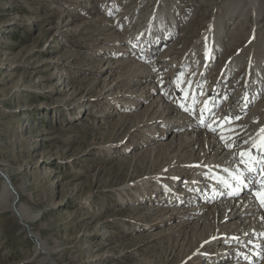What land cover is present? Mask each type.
I'll return each instance as SVG.
<instances>
[{
    "label": "rangeland",
    "instance_id": "obj_1",
    "mask_svg": "<svg viewBox=\"0 0 264 264\" xmlns=\"http://www.w3.org/2000/svg\"><path fill=\"white\" fill-rule=\"evenodd\" d=\"M229 1L163 0L176 16L175 33L157 45L138 29L159 0H0V169L17 191L15 205L38 214L24 222L0 203V264H50L35 251L37 235L54 264H220L227 258L211 263L195 252L199 237H209L192 227L200 211L178 229L185 218L172 219L167 210L183 201H153L150 192L156 176L168 182L177 174L180 183L172 185L181 192L202 148L193 143L177 152L175 134L193 130L192 123L179 117L183 127L163 126L179 112L152 107L162 92L181 94L173 83L179 73L203 92L227 95L214 116L227 107L222 113L238 116L247 76L259 74L246 73L251 54L263 78L249 85L251 104L241 113L260 105L264 117V6L251 37V15L237 24L236 17L223 19ZM210 21H220L223 41L232 30L237 39L216 48L204 67L200 47ZM149 43L154 52L137 63ZM145 176L152 180L142 186ZM207 196L197 204L212 205ZM220 245L202 250L214 254Z\"/></svg>",
    "mask_w": 264,
    "mask_h": 264
},
{
    "label": "bare ground",
    "instance_id": "obj_2",
    "mask_svg": "<svg viewBox=\"0 0 264 264\" xmlns=\"http://www.w3.org/2000/svg\"><path fill=\"white\" fill-rule=\"evenodd\" d=\"M263 6H264V0H230L228 10L225 13L223 19L227 20L232 17H236L234 24H237L242 20L243 22H245L246 18L248 17L247 15H251L252 23H251L250 36L252 37L253 31L259 25L260 19L262 17ZM170 11L171 10L169 6L166 3H164L163 0H159V2L154 5L153 9L150 12L145 13V18H144L145 22L141 25V28L138 29V33L140 30H142L143 31L142 34L144 35L145 38L152 36L151 37L152 41L155 43L157 42V45H161L163 42L168 40L169 37L173 35V33H175L174 30H175L176 16H174V13H171ZM164 19L168 21L164 22ZM222 29L223 27L221 26L220 21L216 23L215 21H210L209 26L203 35V44L200 47L201 49L200 51L203 54L204 62H206L205 67L208 66V60H209V59L208 60L205 59V46H207L210 57L212 58L213 54H216V48H220V46L222 45L225 48V46L228 47L229 45L231 44L233 45L236 42L237 32L235 30H232L231 36L227 37L226 41H223L222 39L223 32L221 31ZM231 29H235V28H233L232 26ZM162 32L164 33L163 38L159 37ZM150 47H151L149 48L150 52L148 51L149 54H147L146 51L148 50V47L146 46L145 52L141 54L142 59L139 57L134 58L135 60H137V63L141 62V64H144L143 62L146 60V55L148 56V58L149 55H152V52H154L156 45L153 44L152 46V44H150ZM250 55H248L246 61L247 63L245 64V70L247 69L246 73L250 74V72H252L251 70L256 69L257 71H259V74L258 75L256 74V77H254L253 79L252 78L250 79V76H247L248 79L245 77V79H247L245 83L246 85L245 87L247 89L255 79L257 83L261 84L262 83L261 79L263 78L262 76L263 72H260L261 69L257 64V60L252 59L253 56L251 58ZM142 68H144L147 71L148 75L151 73L148 70L147 65H142ZM157 84L158 83L156 82L154 86L157 87V89H159ZM192 86L197 92V88H198L197 84H193ZM152 90H154V87ZM247 92H248L247 90L243 92V96H242V100H244L242 103L243 107L242 106L241 108L239 107L240 111H238L239 114H241L238 116L241 118L235 120L232 124V127H235L237 129V132L240 133V135L236 140V146H234L231 149L226 148L224 146L217 133L211 132L208 130L207 127H202L199 124L200 108L203 102L207 100L209 101L210 104L212 103L218 104V101H221L223 97L216 98L215 96L213 99V96H211L212 93L211 95L210 94L205 95V92H203L204 93L203 95H198L199 97H197V99L199 103L195 106L196 116L195 119L192 118L193 121H191V119L189 118L190 114L183 111L180 107L177 106V103L175 102L180 99L181 94H179L180 96L177 95L176 96L177 98H175L174 97L175 93H174V95L171 96L170 98L169 94H165L164 92H162L161 96L158 95L156 98L158 99V101L154 100L156 102L153 103L152 106L154 107L157 105L158 108L156 109L163 110L164 114H165V110L163 109V107L168 108L166 112L169 115H171L172 113L176 114L179 112L176 118L172 116L165 117L162 120L163 126L183 127L182 119H180L179 117H182L183 121L187 119V122L190 121V123H192L191 126L193 130L189 129L186 132L184 131L181 137H178L177 133L175 134L176 135L175 147L177 148L176 149L177 152L179 151V149L182 151L186 146L192 145L193 143L196 144L194 145L195 148H197L198 145L202 144V148H200L199 151L195 153L199 156L198 157L199 159L195 162H191L193 164L189 165L188 169L192 170V174L188 175L187 177H183L181 179L182 180L181 184L184 185V187L183 189H181L180 192L181 195H179V197H176L175 194H172V196H170L171 198L168 195H165L164 193L166 189H164L165 187L162 185H156L154 191L157 190V192L162 193L161 195H158V193H156L155 197L157 198V196L158 197L162 196L164 202H168L169 199H172L173 201L183 199L184 204L188 203L189 200L197 201L196 203H190L187 206L184 204L181 206L176 205L175 207L171 206L167 211L173 214L172 219L175 218L177 220H181L185 218L184 221L182 220L181 222L180 221L178 222L180 225L178 229L181 228L183 229L184 226L186 227L189 223H191L192 221V219H190L191 211H200V213L197 215V220L193 221L192 227H194V229L196 227L197 228L199 227L203 229L202 232L205 233L209 232L208 233L209 237H207V239L201 238V236L199 237L200 239L198 242L199 243L198 246L201 247L200 248L197 247L198 249H196L195 252L198 255L201 256L204 255V258L207 260V262H211V263H213L218 259H221V257L219 256L225 255L227 258L220 264H264V207H262L259 204L255 196L252 194L253 189H248V191L245 190L244 195H242L243 194L242 193L239 196H228L226 194V190L219 183H217L215 179H213V177H217V176L227 179L228 173L223 171V169L225 168L234 170L237 167H239L243 169V165H240L238 163V153L241 151L242 148L246 149L248 145L242 144V141L247 140L249 136H255L256 132L261 127H264V117L261 118L260 105H256V106L254 105V107H252L253 109H251L248 112V114L243 115V113H245L248 109V106L245 104H247L248 101L251 104V101L248 100L250 95L249 92L248 93ZM255 97L256 96H254V99ZM167 99H169L170 102L169 103L166 102L167 104L165 103V106H162L161 105L162 102ZM233 103L236 102L233 101ZM238 104L241 103L238 102ZM236 105L237 104H234V106ZM224 106L225 104L223 105V107ZM214 109L215 108H213V112ZM227 109L223 111L222 108L221 113H217L219 112L217 111L216 112L217 114L215 116H212V120H217V119L222 120L224 117L230 116V114L228 115L227 113H222V112H227ZM208 122L211 123L212 121L210 120ZM197 127L201 129L199 130L200 133L194 131L195 129H197ZM159 130L160 129L154 130L153 132L151 131L153 136L149 138V140L154 141V137L155 138L157 137ZM170 149L173 150L172 147ZM174 157L175 154L173 155V158ZM179 159L180 157H176V162ZM159 172L160 174L164 173V171H159ZM0 174L2 175L3 178L1 184V192H0V203L6 202L7 207L11 208L15 214L19 215V217H21V219L24 222L32 219L34 220L38 214H30L22 205L20 204L18 206L15 205L16 202L15 199L18 198L17 191L15 187H12L9 175L4 171L3 168L0 169ZM183 174H187L186 171L183 172ZM180 175L181 174H177V176L175 177H178V179H171L170 181H168V183L170 185L176 183L178 180H180L179 179ZM150 178L151 176L143 177L140 180V184H142V186L148 184L152 180V178L151 179ZM155 179L156 181H161V179L158 176H156ZM253 179L260 180V179H264V177L257 175L253 177ZM254 187H258V185H254ZM161 188H163V190ZM205 193L208 194L207 198L205 199L208 201V203L210 204L213 203L212 205L207 204L206 206V205L197 204L200 203ZM197 197L200 200H197L196 199ZM210 199H212V201H209ZM208 209L209 211L206 212V210ZM155 212H162V211L160 209L155 208ZM215 222L216 224L212 226V224ZM215 230H217V232H215ZM234 238H238V239H234ZM217 243L219 244L221 243V245L215 250L214 254H210L208 253V251L202 250L205 247L211 248ZM224 243H226L227 246H223ZM244 246H245V250L250 249L251 251L250 252L245 251L243 254L240 253V248ZM35 251L45 253V255L41 259L42 263L49 261L50 264H54L50 260V252L48 251V248L45 246L44 240L39 239L38 235H37V243L35 245Z\"/></svg>",
    "mask_w": 264,
    "mask_h": 264
},
{
    "label": "snow or ice",
    "instance_id": "obj_3",
    "mask_svg": "<svg viewBox=\"0 0 264 264\" xmlns=\"http://www.w3.org/2000/svg\"><path fill=\"white\" fill-rule=\"evenodd\" d=\"M210 58L207 46H205V59ZM153 70L155 71V69ZM161 83H163L162 80ZM173 83L181 93L180 99L175 101L177 106L191 115L195 111V106L199 103L197 96L204 94L202 85L197 84V87L201 89L197 93L192 86V81L183 79V73H179ZM223 99H227V95ZM218 106L217 103L210 104L209 101H204L200 108L199 124L202 127H207L209 131L217 133L224 146L231 149L236 146V140L240 135L237 129L232 127V124L241 117L226 116L222 120H212L213 108ZM209 120L212 122L209 123ZM242 144L248 145L246 149L242 148L238 153V163L243 165V169L239 167L234 170L225 168L223 171L228 173L227 179L219 176L213 177V179L226 190L228 196H239L243 189H253L252 194L259 204L264 207V179L254 180L250 178L257 175L264 177V127H261L255 136H249L247 140H243ZM173 179H178V177H173ZM254 185H258V187H254Z\"/></svg>",
    "mask_w": 264,
    "mask_h": 264
}]
</instances>
